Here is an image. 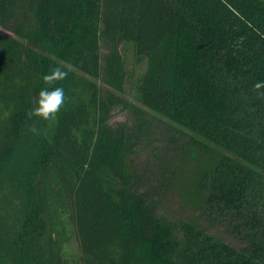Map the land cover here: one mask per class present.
<instances>
[{
  "label": "trees",
  "instance_id": "16d2710c",
  "mask_svg": "<svg viewBox=\"0 0 264 264\" xmlns=\"http://www.w3.org/2000/svg\"><path fill=\"white\" fill-rule=\"evenodd\" d=\"M262 80L264 0H0V264H264ZM191 159L189 217L165 201Z\"/></svg>",
  "mask_w": 264,
  "mask_h": 264
},
{
  "label": "rangeland",
  "instance_id": "374dc122",
  "mask_svg": "<svg viewBox=\"0 0 264 264\" xmlns=\"http://www.w3.org/2000/svg\"><path fill=\"white\" fill-rule=\"evenodd\" d=\"M121 52L126 62L127 71L131 77L122 96L127 101L133 104H138L136 101L135 81L144 72L145 62H137L133 56L132 49L129 46H125L121 49ZM203 163L204 159H191L188 160L178 171L175 182L165 201V205L172 211L189 217L196 214V207L194 206V200L196 197L195 184L197 181L198 170ZM134 165H136V163H134ZM67 253L70 259L78 256V247L74 242H71L67 247Z\"/></svg>",
  "mask_w": 264,
  "mask_h": 264
},
{
  "label": "clouds",
  "instance_id": "9594fccd",
  "mask_svg": "<svg viewBox=\"0 0 264 264\" xmlns=\"http://www.w3.org/2000/svg\"><path fill=\"white\" fill-rule=\"evenodd\" d=\"M67 73L60 68L53 69L49 74L43 76V83L49 87L41 88L38 98L34 99L31 116L47 121L53 119L60 111L65 102V92L62 87H50L54 82L65 79ZM254 89H264V80L257 81L253 85ZM264 94V93H261Z\"/></svg>",
  "mask_w": 264,
  "mask_h": 264
}]
</instances>
